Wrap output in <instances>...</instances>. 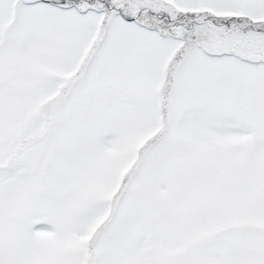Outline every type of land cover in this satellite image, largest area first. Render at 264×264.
<instances>
[{
    "label": "snow or ice",
    "instance_id": "1",
    "mask_svg": "<svg viewBox=\"0 0 264 264\" xmlns=\"http://www.w3.org/2000/svg\"><path fill=\"white\" fill-rule=\"evenodd\" d=\"M0 264H264V0H0Z\"/></svg>",
    "mask_w": 264,
    "mask_h": 264
}]
</instances>
